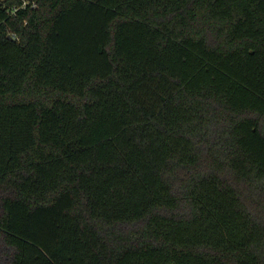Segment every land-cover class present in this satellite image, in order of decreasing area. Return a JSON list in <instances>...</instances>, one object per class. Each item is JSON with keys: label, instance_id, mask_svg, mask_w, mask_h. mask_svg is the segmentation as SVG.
<instances>
[{"label": "trees", "instance_id": "16d2710c", "mask_svg": "<svg viewBox=\"0 0 264 264\" xmlns=\"http://www.w3.org/2000/svg\"><path fill=\"white\" fill-rule=\"evenodd\" d=\"M0 0V264H264V0Z\"/></svg>", "mask_w": 264, "mask_h": 264}, {"label": "built area", "instance_id": "2783aa9c", "mask_svg": "<svg viewBox=\"0 0 264 264\" xmlns=\"http://www.w3.org/2000/svg\"><path fill=\"white\" fill-rule=\"evenodd\" d=\"M26 3H27V0H24V4H23V6H25V5H26Z\"/></svg>", "mask_w": 264, "mask_h": 264}]
</instances>
